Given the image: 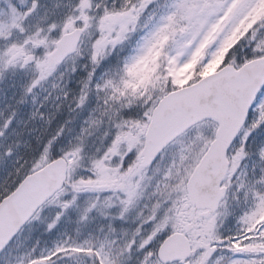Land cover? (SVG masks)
Segmentation results:
<instances>
[{
	"label": "snow or ice",
	"instance_id": "1",
	"mask_svg": "<svg viewBox=\"0 0 264 264\" xmlns=\"http://www.w3.org/2000/svg\"><path fill=\"white\" fill-rule=\"evenodd\" d=\"M0 264H264V0H0Z\"/></svg>",
	"mask_w": 264,
	"mask_h": 264
}]
</instances>
